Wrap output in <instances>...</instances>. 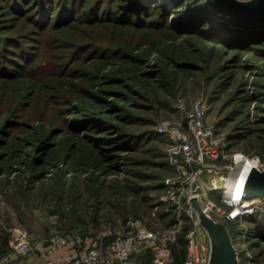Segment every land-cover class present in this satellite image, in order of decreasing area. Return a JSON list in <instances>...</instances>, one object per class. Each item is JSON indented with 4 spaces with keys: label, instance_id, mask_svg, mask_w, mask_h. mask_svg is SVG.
Wrapping results in <instances>:
<instances>
[{
    "label": "rangeland",
    "instance_id": "rangeland-1",
    "mask_svg": "<svg viewBox=\"0 0 264 264\" xmlns=\"http://www.w3.org/2000/svg\"><path fill=\"white\" fill-rule=\"evenodd\" d=\"M20 1L22 7L28 5L26 0ZM3 2L0 0L2 29L16 25V32L26 34L20 43L27 44L29 53L35 51L31 55L34 60L26 58L21 65L6 63L3 70L13 66L14 71L29 64L35 65L34 74H40L71 58L70 45L63 50L49 46L45 53L37 50L39 27L29 18L27 24L25 20L18 22L17 10L3 6ZM232 24L226 22L223 28ZM243 24L246 29L255 24L250 36L241 38L244 42L230 34V42L206 36L190 44L187 40L197 35L186 33L148 44L141 49L146 59L142 75L131 69L118 74L121 80L98 78L88 86L90 91L74 95L72 101L82 109L75 108L69 115L93 119L96 129H70L72 135L58 132L48 144L37 146L20 138L14 147L0 146V232L9 235L10 246L15 227L35 239L59 231L98 236L106 229L123 230L121 221L139 214L155 229L169 228L177 217L168 207L164 180L174 168L167 156L168 140L157 131V125L183 122L187 109L197 100L204 102L207 119L229 140L232 152L256 154L264 161V21ZM4 44L2 41L0 47ZM57 53H63L62 59ZM114 65L103 71L114 74ZM20 134L23 137L26 133ZM67 137L79 143V163L60 158L58 150ZM228 159L230 156L224 163ZM214 196L228 212L233 209L223 204L218 194ZM258 208L264 209V200ZM228 227L242 251V264H264V240L250 231L247 216L229 222ZM202 230L209 242L203 226ZM107 237L112 236H105L104 242ZM178 242L182 243L180 238Z\"/></svg>",
    "mask_w": 264,
    "mask_h": 264
},
{
    "label": "trees",
    "instance_id": "trees-1",
    "mask_svg": "<svg viewBox=\"0 0 264 264\" xmlns=\"http://www.w3.org/2000/svg\"><path fill=\"white\" fill-rule=\"evenodd\" d=\"M2 1L3 6L17 10L18 22L25 20L27 24L26 18H29L39 27L36 30L40 33L37 50L45 53L49 46L55 49L73 46L69 50L72 51L71 58L65 64L57 61L51 72L34 74L35 65L30 67L29 64L19 69L14 67L17 69L14 71L13 66H8L6 70L10 72H7L2 69L6 63L21 65L26 58L34 60L31 55L35 51L29 53L27 44L20 43L26 34L16 32V25L2 29L0 24V43L5 42L0 47V146L10 147H14L19 138L37 146L48 144L58 132L72 135L70 129L76 128L74 132L94 129L97 124H93V119L71 118L69 113L76 112L75 108L82 109L72 97L90 91L88 86H93L98 78L109 82L121 80L118 74L131 69L142 75L141 68L146 59L141 49L148 44L180 38L186 33L197 35L187 40L190 44L206 36V39L230 42V34L244 42L241 38L250 36V29L255 25L246 29L241 22L234 18L229 20L213 11L208 3L201 4L197 0H26L28 5L25 7L20 0ZM180 10L182 12L176 15ZM229 21L234 24L223 28ZM256 31V28L251 31L252 35ZM57 56L62 59L63 53H57ZM112 64H116L114 74L117 77L111 71H103ZM57 66L62 69L57 70ZM101 91L109 90L102 88ZM98 99L103 100L100 96ZM15 130L20 132L16 134ZM21 132L26 134L21 137ZM78 147L76 140L71 142L67 137L58 150L60 158L79 163ZM246 216L251 222L250 231L264 240V209H255ZM179 238L182 243L176 242L172 248L176 264H183L187 255L185 233ZM9 239L7 233L0 232V259L11 250ZM112 239L107 237L105 243ZM138 261L153 264V251L148 250Z\"/></svg>",
    "mask_w": 264,
    "mask_h": 264
},
{
    "label": "built area",
    "instance_id": "built-area-1",
    "mask_svg": "<svg viewBox=\"0 0 264 264\" xmlns=\"http://www.w3.org/2000/svg\"><path fill=\"white\" fill-rule=\"evenodd\" d=\"M157 131L168 140L167 156L174 168L173 174L164 180L169 192L168 207L177 217L174 224L158 230L141 215H133L121 221L123 230L106 229L98 236H84L80 231H59L37 239L30 237L22 228L15 227L11 234V246L15 253L25 257L41 252L50 256L47 264H135L151 249L153 264H176L172 245L178 242L180 234L186 233L187 255L183 264H210L211 244L206 241L194 201L200 203L204 212L227 224L243 218L254 211L261 200L247 198L246 194L237 199L235 188H229L228 184L233 187L241 180L246 162L252 161L254 167L263 170L264 161L256 154L232 152L229 140L207 119L202 100L195 101L187 109L183 122H161ZM228 156L230 159L224 163V158ZM215 194L219 195L223 204L233 209L228 212L215 200ZM245 202L249 205L243 208ZM239 206L242 210L233 215ZM186 225L189 227L184 230ZM110 234L113 239L105 243V236ZM233 242L242 264L238 241L233 239ZM62 249L66 251L60 252ZM9 261L4 257L0 259V264H8Z\"/></svg>",
    "mask_w": 264,
    "mask_h": 264
},
{
    "label": "water",
    "instance_id": "water-1",
    "mask_svg": "<svg viewBox=\"0 0 264 264\" xmlns=\"http://www.w3.org/2000/svg\"><path fill=\"white\" fill-rule=\"evenodd\" d=\"M210 8L219 14L234 17L242 25L264 21V0H207ZM246 197H264V170L253 167L246 181ZM201 224L211 244L210 264H241L226 221L204 212L194 201Z\"/></svg>",
    "mask_w": 264,
    "mask_h": 264
},
{
    "label": "crops",
    "instance_id": "crops-1",
    "mask_svg": "<svg viewBox=\"0 0 264 264\" xmlns=\"http://www.w3.org/2000/svg\"><path fill=\"white\" fill-rule=\"evenodd\" d=\"M66 249L60 250V252H65ZM9 258L10 261L8 264H47V260L50 256H47L41 252H37L30 256H19L15 253L13 247L11 246V250L3 256V258ZM135 264H141L140 261H136Z\"/></svg>",
    "mask_w": 264,
    "mask_h": 264
},
{
    "label": "bare ground",
    "instance_id": "bare-ground-1",
    "mask_svg": "<svg viewBox=\"0 0 264 264\" xmlns=\"http://www.w3.org/2000/svg\"><path fill=\"white\" fill-rule=\"evenodd\" d=\"M254 163L251 161V162H246L245 164H244V167H243V174H242V178H241V180L240 181H238V183L236 184V185H234L233 187H231L232 186V184L231 183H229L228 184V187L229 188H235V190H236V198L238 199L240 196H243V194H246V190H245V183H246V181H247V178H248V176H249V174H250V172H251V170H252V168L254 167ZM254 200L255 201H257V200H264V197H254ZM249 204H248V202H245L244 203V206H243V208L245 207V206H248ZM242 209H241V206H239V207H237L234 211H233V215H236V214H238L240 211H241Z\"/></svg>",
    "mask_w": 264,
    "mask_h": 264
}]
</instances>
